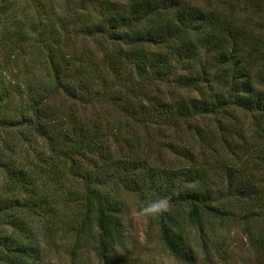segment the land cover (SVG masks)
<instances>
[{
    "label": "rangeland",
    "instance_id": "1",
    "mask_svg": "<svg viewBox=\"0 0 264 264\" xmlns=\"http://www.w3.org/2000/svg\"><path fill=\"white\" fill-rule=\"evenodd\" d=\"M144 2L171 19L190 8L215 18L203 33L218 31L234 52L257 56L250 85L264 93V0H0V264H103L93 210L84 204L87 174L116 209L120 239L111 242L108 264H264V104L236 101L230 66L214 49L187 60L176 54L178 39L132 42L154 24L148 10L132 12L115 36L95 30ZM164 55L163 75L144 72L151 56ZM108 86L143 102L231 93L235 104L174 120L156 135L155 124L137 126L120 100L101 95ZM93 125L101 129L97 142L81 138L80 127L93 134ZM45 139L60 154L70 150L72 163ZM105 142L114 157L139 156L121 183L100 166ZM195 173L205 174L203 184L189 178ZM202 185L211 203L198 207L196 223L189 206L174 202ZM164 196L166 212L141 214ZM163 227L184 261L167 248Z\"/></svg>",
    "mask_w": 264,
    "mask_h": 264
},
{
    "label": "trees",
    "instance_id": "2",
    "mask_svg": "<svg viewBox=\"0 0 264 264\" xmlns=\"http://www.w3.org/2000/svg\"><path fill=\"white\" fill-rule=\"evenodd\" d=\"M133 5L130 6V10L126 11L122 15L114 14L101 19L99 23L95 24V30L98 32L106 30V32L109 31L108 33L115 36V32L118 31L116 29L119 26H122L124 22L127 21L126 19H129L128 17L132 12L137 10H148V12L155 14V25H149L151 26L150 29L142 34H139V36L135 33L134 37L131 39L132 42H136L138 43L137 45L142 46L143 42H154L157 39L161 40V38L178 39L181 43L174 45L177 48L176 54L179 55L180 59L185 58L187 60L192 58V56L199 54L200 48L204 50L214 49L217 51L216 56L218 57V61L221 64L230 66L231 73L230 80L228 82L231 84L230 90H233L236 93V101L245 107L260 108L264 104V93L253 89L250 85L252 80V76L249 75L251 62L258 61L259 58L251 54L244 56L243 53L234 52L233 48L227 43L229 42L228 38L218 31L217 33L206 32L204 34L202 30L203 25L208 23L210 25H214L215 18H211L207 13H203L200 10L197 11L190 8V11L183 12L181 14L177 13L176 17L172 18V20L171 18H168L167 14L161 11H155L157 6L154 7V4L150 5L149 3L144 2L140 4L141 6ZM171 20L173 22H171ZM190 34L200 35L201 37L197 38L200 39L201 43L198 40H195ZM182 37H184V39H182ZM137 51L141 53L140 50ZM148 60L149 61L146 63V69H144V72L147 71V74L149 72V74L152 75L155 73L163 75L166 72L165 68L169 62L166 55L160 58L151 56ZM137 68L140 69L139 65ZM57 76L59 77L58 74ZM198 83V78L195 77V79L192 80L191 85L198 88ZM135 88L138 89V86ZM239 91H243L245 94H238ZM102 94L104 97H108L109 100L113 102L115 99L120 100L124 112L135 121L137 126H145L147 122L155 124L157 127V130L155 131L156 135L159 134L158 130L161 126L170 124L174 120H179L181 118L187 122L191 118H195L198 114L214 113L219 109H223L228 102H233L235 104V102L230 99L231 93L226 96V100L216 94L212 99L185 97L178 98L177 100L172 99L170 102L163 101V103H160L159 101L156 102V99L151 100L148 98L145 99V102L138 100L136 98L137 93H135V91H132V94L126 95L122 99L120 97H116L115 94H112L109 86L101 93V95ZM93 127V134H91L90 130H82L80 127L79 133L81 134V138H84V140L87 138L91 139L93 142L94 140L97 142L101 129H97V126L94 125ZM43 136L47 137L45 135ZM46 140L47 139H45V142L48 144L53 154L63 157L66 161H69L70 164L72 163V159L70 155H68L70 150L60 154L55 148L56 146H54L53 141ZM99 146L101 149L100 151H106V155L102 157L100 166H103V169L109 170L110 173L107 174V176H110L112 184H117V182L121 183V174L125 172L124 170H128L126 164L136 161L138 162L140 160L138 158L139 156L133 150L128 151L124 156L121 155L120 157H114L112 151L110 152L111 149L109 145L106 144V142ZM89 177L91 176H88L87 174L84 186V204L91 206V209L93 210L94 225L97 232V254L103 261V264H108V251L112 246L111 242L118 241L120 239L118 226L114 219V212L116 209L114 208L113 203L107 199V194L100 193L97 190L96 185H94L95 181L93 179L90 180ZM87 178L89 179L88 182ZM189 178L195 179L197 183L200 181L202 183L205 179V174L195 173L193 177ZM198 189L194 188L188 193L181 192L178 199L174 202H184L187 206H189L190 210L188 212V217L196 223L200 222L202 214L205 210L209 209L208 204L211 203L210 194H208L207 190L203 189V185ZM198 207L202 208L204 211H200ZM163 229L162 237L167 248L174 256L184 261L185 255L181 251L177 240L168 233L165 227H163Z\"/></svg>",
    "mask_w": 264,
    "mask_h": 264
},
{
    "label": "clouds",
    "instance_id": "3",
    "mask_svg": "<svg viewBox=\"0 0 264 264\" xmlns=\"http://www.w3.org/2000/svg\"><path fill=\"white\" fill-rule=\"evenodd\" d=\"M169 197L164 196L147 203L141 208V214L159 215L168 210Z\"/></svg>",
    "mask_w": 264,
    "mask_h": 264
}]
</instances>
